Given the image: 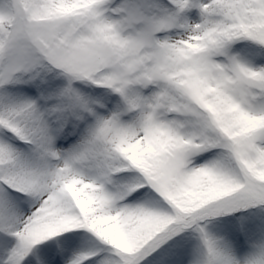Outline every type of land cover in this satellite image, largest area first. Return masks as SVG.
Returning a JSON list of instances; mask_svg holds the SVG:
<instances>
[{
	"label": "snow or ice",
	"instance_id": "snow-or-ice-1",
	"mask_svg": "<svg viewBox=\"0 0 264 264\" xmlns=\"http://www.w3.org/2000/svg\"><path fill=\"white\" fill-rule=\"evenodd\" d=\"M0 264H264V0H0Z\"/></svg>",
	"mask_w": 264,
	"mask_h": 264
}]
</instances>
